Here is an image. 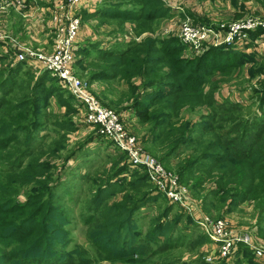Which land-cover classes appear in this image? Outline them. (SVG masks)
<instances>
[{"label":"trees","instance_id":"obj_1","mask_svg":"<svg viewBox=\"0 0 264 264\" xmlns=\"http://www.w3.org/2000/svg\"><path fill=\"white\" fill-rule=\"evenodd\" d=\"M257 1L264 7V0ZM171 11V5L165 0H103L94 8H82L80 17L83 25L93 20L99 26L113 22L125 27L130 22L135 26L133 31L136 37L141 38L125 43L123 47L119 43L105 49L98 44L92 45L98 51L95 60L106 62V66L100 67L92 78H118L133 86L135 93L139 80L150 89L144 97L149 101L135 97L134 107L138 110L141 123L153 127L154 151L167 148L173 151L181 144L199 150L197 156L179 164L176 169L179 179L188 175L194 178L195 170L203 172L205 177L199 174V181L214 183V187L202 197L204 206L209 204L217 210L221 207L231 210L243 202H253L262 214L257 224L264 226V117L235 115L245 107L229 102L221 112L202 114L192 127L189 121L175 126V121L169 120L182 108L193 110L199 106L213 105L212 91L205 90V85L210 81V76L225 64L216 65L211 57L212 51L227 52V65L235 67L250 60L254 53L248 54L232 46L221 45L211 47L202 56H184L186 45L177 36L158 37L150 34L156 31L159 22L171 16ZM186 13L182 16L197 19L191 12ZM262 31L257 29L251 35L255 37ZM78 54L81 58L77 64L80 65L83 63L82 57L91 53L79 48ZM25 64L27 62L15 63L8 72L11 76L23 72L27 79L32 78L29 82H21V87L24 84L31 86L34 80L36 87H41L50 78L58 79L45 68L39 69L38 74L30 66L24 69ZM210 65H214L213 68ZM259 72L264 74V69ZM58 92L57 86L51 87L48 95ZM6 104L0 98V264H68L64 260V252L58 249L62 241L56 231L61 229L59 226L63 217L61 208L55 205V201H59L56 199L55 185H48L53 181V172L49 163L38 162L41 149L35 148L36 138L29 137L31 133L37 134L47 129L48 124L35 117L37 113L31 112L28 101H19L13 108L6 107ZM159 127L162 129L156 131ZM52 130L58 134L70 133L75 126L68 121H56ZM166 158L163 156L160 159L164 162ZM127 160L118 165L117 174L130 169ZM30 183L38 184L39 191L20 200L19 190ZM118 193L124 194L123 199L120 203L110 204L109 200ZM133 193L140 197L135 199ZM207 195H212L214 199L208 201ZM159 198H162L161 194L150 183L143 169L131 170L126 183L109 180L97 192L87 217L93 229L98 230L99 239L94 240L93 244L109 257L124 256L130 259L134 254L139 255L134 248V212ZM172 204L166 208V214ZM162 226L149 232V238L153 241L164 237L165 243L160 245V251L169 245V234ZM260 232L264 234V230ZM208 241V236L203 233L190 246L201 247ZM130 244L134 249L127 247ZM147 245L144 243L141 247L140 255L147 254L143 261L151 264L155 250H147ZM240 255H246V260H241ZM232 256L231 264H264L255 262L251 250L243 243L237 245ZM78 264H92V261L89 258L80 259ZM220 264L228 263L223 259Z\"/></svg>","mask_w":264,"mask_h":264},{"label":"rangeland","instance_id":"obj_2","mask_svg":"<svg viewBox=\"0 0 264 264\" xmlns=\"http://www.w3.org/2000/svg\"><path fill=\"white\" fill-rule=\"evenodd\" d=\"M85 1L89 2L91 6L98 3V0ZM165 1L172 7L171 16L159 22L156 31L150 33L151 35L178 37L179 24L185 19L182 15L187 14V11L191 12L193 17L199 15V18L191 19L194 23H209L215 28L220 24L226 25L246 16H264V7L257 0ZM80 3L83 4L84 0H80ZM46 4L44 16L50 17L49 9L51 8ZM11 15L9 16L10 20H13ZM13 18L19 21V24L26 25V18L23 15L16 14L13 15ZM10 20L8 19L11 28H13ZM134 27V24L130 22L126 23L125 27L113 22L99 26L96 21L83 25L81 30V32L83 31V40L79 42L77 49L85 48L91 54L83 56V63L80 65L77 64L81 58L79 56L74 64V70L75 74L87 84L90 92L101 99L104 105L123 114L124 125L139 138L146 151L157 157L159 161H161V157H167L164 162L161 161V164L174 173L180 184L188 190L186 207L172 204L161 195L162 198L148 203L134 212L132 225L136 240L134 248L139 255L134 254L129 259L124 256L109 257L100 252L93 244L94 240L99 239L98 230L93 229L94 227L90 225L92 223L88 222L87 218L97 192L109 180L113 179L119 183H126L129 180L131 170L134 169L131 168L127 160L126 152L118 148L111 139L101 136L98 133V128L87 122L83 105L63 88L58 79L50 78L47 84L44 83L41 87H36L35 80L31 81V86L27 87L24 84L21 87V82L26 80L29 82L32 78L27 79L23 72L16 76L9 75L11 65L19 63L16 62L14 51L9 44L3 45L4 48L0 47V98L7 103L5 106L8 108H13L19 101H28L31 112L36 111L37 113L35 117L48 124L47 129L38 131L37 134L31 133L29 137L36 138L35 148L40 147L41 149L38 162L49 163L50 171L53 172V181L48 182V185L50 187L55 185L56 199H59V201H55V205L61 208L63 217L59 226L61 229L56 231L59 240L62 241V246L58 249L64 252V260L68 264H78L80 259L87 260V258L92 261V264H149L150 262L148 263L147 260L143 261L147 254L146 256L140 255L144 243L148 244L147 250H155L151 264H201L202 262L220 264L225 258L219 255L216 245L210 240L201 247L191 248L190 243L204 233V229L196 224L197 218L199 216H209L213 219L225 218L237 229L242 230L241 232L252 233L256 241L264 242V234L260 232L261 229L264 230V226L257 224L262 215L260 209L249 201L243 202L231 210L222 207L217 210L209 204L204 206L202 197L208 189L214 187V183L208 179L206 182H200L199 174L202 177L205 176L203 172L196 170L193 173L194 178L188 175L180 180L176 170L180 163L197 156L199 150L196 151L194 147L181 144L173 151L167 148L163 151L156 150V153L152 136L153 127L149 124H142L140 121L138 110L134 107V100L135 97L144 99L150 89L144 87L139 80L135 93L133 86H128L125 81L118 78L113 80L92 78V75L101 69L100 67L106 66V62L95 60L98 58V51L92 45L98 44L99 47L105 49L114 43H119L123 47L129 41H139L141 38L136 37L133 31ZM147 34L149 35V33ZM26 37L28 39H21L27 44L30 43L29 45L41 47V43L29 42L32 39L29 36ZM185 45L184 56H202L211 50V47L203 49ZM258 46L250 48L252 51L249 53H254L253 57L250 56V60L241 64L240 67L227 65V52L212 51L211 57L216 65L225 64L216 71L217 73L210 76V81L205 85V90L212 91L213 105L211 107L199 106L193 110H189L187 107L182 108L177 113L178 115H172L169 120L175 121V126L189 121L188 123L192 127V124L199 121L202 114L221 112L229 102L239 103L245 107L242 112H235V115H242L241 117L261 115L264 117V74L259 72L264 69V43L261 47ZM29 66L36 70V74L39 69H44L43 65L38 62H27L24 69ZM213 66L210 65L211 68ZM55 86L58 87L59 92L49 96L51 87ZM262 97V101H259ZM143 101L148 102L149 100L144 99ZM56 121L71 122L75 126V130L70 133L60 132L58 134L52 130L53 123ZM156 129L159 131L162 128ZM123 160H127L130 169L117 174L118 165L121 162L123 164ZM181 169L179 168V170ZM38 189V184H27L19 190L18 198L25 200L29 194L39 191ZM123 196V193H118L109 200V203H120ZM133 196L135 199L140 197L136 193H133ZM213 199L212 195H207L208 201ZM169 204L172 206L166 214L165 210ZM160 225H163L162 229L169 234V245L165 249L162 248V251L159 247L165 243L164 237L160 236L155 241L149 238V232ZM127 247L132 248L133 246L130 244ZM246 257L243 255L241 260H246ZM135 259H138L139 262L133 263L132 261ZM225 260L231 264L233 256Z\"/></svg>","mask_w":264,"mask_h":264},{"label":"built area","instance_id":"obj_3","mask_svg":"<svg viewBox=\"0 0 264 264\" xmlns=\"http://www.w3.org/2000/svg\"><path fill=\"white\" fill-rule=\"evenodd\" d=\"M44 4L51 8H48L51 11L49 40L41 47H34L13 33L8 19L11 14H19L33 23L40 20L37 14L44 15ZM81 7L80 0H0V47L11 45L16 62H38L57 76L63 88L83 105L87 122L97 127L101 136L111 139L127 153L131 168L145 170L150 183L162 196L170 203L186 207L188 190L180 184L178 177L144 149L139 138L124 125L123 114L104 105L75 74L74 64L80 56L77 46L83 25ZM257 29L263 31L253 37L251 33ZM178 38L183 44L203 49L221 45L252 48L264 43V16L242 17L226 25L220 24L217 28L209 23H194L191 18L185 17L179 24ZM196 224L204 229L222 258H230L237 245L243 243L251 250L255 262L264 263V242L256 241L252 233L241 232L225 218L199 216Z\"/></svg>","mask_w":264,"mask_h":264},{"label":"crops","instance_id":"obj_4","mask_svg":"<svg viewBox=\"0 0 264 264\" xmlns=\"http://www.w3.org/2000/svg\"><path fill=\"white\" fill-rule=\"evenodd\" d=\"M102 1L103 0H98L97 4H99ZM97 4L91 6L89 4V2L84 0V3L82 4L81 8H85V7L94 8V7H96ZM44 6H45V4H44ZM45 11H46V9H45ZM49 13H51L50 10H49ZM37 16L40 17V20H37V21L33 22L34 24L26 22V20H25L26 25H23V23L19 24L18 23L19 21H17L13 17H12L13 20H10V18H9V20L12 22V26H13L12 30H13L14 34L18 35L22 39L23 38L24 39H28V37H26V36H29L32 39L29 42L36 41L38 43H41V45L42 44L45 45L46 44V40H49V39H47L48 35H49L48 32H49V27H50L49 17H46L44 15H40V14H37ZM197 18H199V15H197ZM91 22H93V20H90L89 22L85 23L84 25H86V24L88 25ZM35 25H37V26L34 29ZM82 34H83V31L80 33V42L83 40ZM261 45L262 44H260L259 46L257 45V46L261 47ZM232 48L235 49V50H238L240 52H245V53H249V52L252 51V50L250 51V47L238 48L236 46H233Z\"/></svg>","mask_w":264,"mask_h":264}]
</instances>
